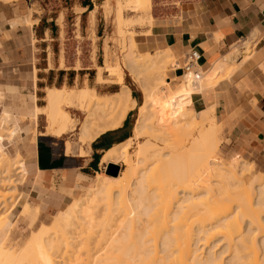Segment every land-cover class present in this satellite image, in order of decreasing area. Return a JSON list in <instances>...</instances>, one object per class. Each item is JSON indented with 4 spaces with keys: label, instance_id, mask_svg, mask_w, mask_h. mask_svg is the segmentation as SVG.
I'll return each mask as SVG.
<instances>
[{
    "label": "bare ground",
    "instance_id": "obj_1",
    "mask_svg": "<svg viewBox=\"0 0 264 264\" xmlns=\"http://www.w3.org/2000/svg\"><path fill=\"white\" fill-rule=\"evenodd\" d=\"M146 2L150 0H132L130 4L138 11ZM118 11H122L121 4ZM152 23L150 16L146 25ZM119 33L124 36L126 32L121 29ZM126 40L130 50L125 65L137 76H153L143 84L150 103L146 109L152 108V112L148 108L151 125L139 119L133 132L134 140L145 139L134 153L136 159L128 154L126 145L107 150L102 162L117 166V173L100 176L87 199L70 205L54 219L53 238L45 239L43 234L31 237L19 254L4 247V230L15 205L3 211L0 264H28L37 258L53 264L48 252L55 248L60 252L69 241H75L76 247H86L85 257L75 253L77 264H264V174L257 173L247 183L241 176L251 173L254 165L247 168L243 162L244 170L238 163L213 167L210 157L221 143L213 117L215 108L196 111L192 103L193 93L218 88L247 61L248 55L240 62L238 59L249 53L252 37L232 47L202 76L198 67L190 66L177 80L168 73L176 66L170 50L140 55L134 40L127 36ZM46 94L43 107L37 105L35 94L30 98L34 103L27 115L30 130L38 125L40 116L46 118L47 133L58 138L78 130L82 155L86 154L83 147H89L105 132L120 128L134 109L133 96L124 88L112 95L99 94L90 87L54 88ZM65 107L85 112V121L73 119ZM5 114L3 120L8 123L9 115ZM67 150L71 151L70 142ZM15 164H9L5 153H0L1 175L11 184L27 174L23 161ZM136 175L139 178L132 188L129 182ZM11 187L10 191L16 190ZM139 208L141 212L135 213ZM30 210L26 206L22 215L36 220L37 211ZM71 235L73 238H69Z\"/></svg>",
    "mask_w": 264,
    "mask_h": 264
},
{
    "label": "crops",
    "instance_id": "obj_2",
    "mask_svg": "<svg viewBox=\"0 0 264 264\" xmlns=\"http://www.w3.org/2000/svg\"><path fill=\"white\" fill-rule=\"evenodd\" d=\"M35 1L46 5L43 12L33 13L29 23V11ZM53 1L60 7L50 8ZM105 2L0 0V89L33 90L39 106L42 99L38 92H45V101L48 89H97L91 83L97 80L98 67L106 66L112 52L107 51L111 47L104 38L106 32H111L109 21L113 15L107 20ZM110 3L115 4V0ZM149 6L146 17L151 16L153 23L136 27L138 51L156 54L170 50L176 58V68L168 73L176 80L185 73L188 50L195 48L200 52L198 69L204 74L232 47L252 37L247 61L218 88L206 94L193 93L192 103L196 111L215 108L222 138L216 151L219 158L228 161L242 157L264 172V0H150ZM50 20L54 23L49 24ZM241 60L242 57L238 59ZM138 102L137 112L141 105ZM133 111L120 128L105 132L89 147H83L85 155L81 154V145L71 142L69 152L66 136L58 138L47 133L40 116L36 130L26 142L23 158L27 174L19 185L21 201L17 198L15 207L19 202L21 212L30 206L45 217L64 211L73 201L70 203L69 194L62 189L76 175L99 174L105 166L103 154L131 136ZM61 141L64 146L58 149L55 145Z\"/></svg>",
    "mask_w": 264,
    "mask_h": 264
},
{
    "label": "rangeland",
    "instance_id": "obj_3",
    "mask_svg": "<svg viewBox=\"0 0 264 264\" xmlns=\"http://www.w3.org/2000/svg\"><path fill=\"white\" fill-rule=\"evenodd\" d=\"M3 1H6V0H3ZM131 1L132 0H115V4L112 5L110 3V0H106V2L104 4L105 15L107 17V20H109L110 17L113 15L112 20L109 21L110 25H111V32H110V34H107V32H106V36L104 38L106 44L109 43L110 44L109 46L111 47V48L107 47V51L108 52L112 51V52H111V56H108V62L106 64V66L105 67H98L97 80L95 82L91 83V85L97 86V89H96L97 93L102 94V95H112V94L118 92L121 88H124L126 91L131 92V94L133 96L131 105L133 106L132 109L134 108L133 109L134 111L132 112L134 114V116L132 117V122L134 123L133 129H132V134L129 138H127L125 141H123L124 143L119 144L121 146L115 145L116 147L115 146L114 147L116 149H118V148H124L126 145L125 148L126 149L128 148L127 149L128 154L130 156L134 157V155H135L134 153H135L136 149L145 141L144 138L138 139V140H134V138H132L134 136L133 132H134V129L136 127V123L139 119H140L139 121L140 122L143 121L144 124H147L151 121V115L150 114L152 112V108H149L150 103H148L146 101V99L148 100L149 97L148 96L146 97L144 95L143 84H144V81H146V80L151 81L153 79V76L151 74L149 75V74H144V73H142L140 76H137V73L135 74L134 72H132L127 67V65H125V60H124L125 55H127L128 51L130 50L129 49L130 48L129 47V41L126 40V36L128 38L131 37L134 40L138 54L147 55V54L139 53L138 46H137V43L135 40V34H136V27L137 26H146V22H147V17H146L147 13L146 12H147V9L150 7L149 6L150 2L149 3L146 2L144 5V8L136 11V9H134L133 5L130 4ZM119 4H121V6H122L121 13L118 11ZM45 5L46 4L44 2L39 3V2L35 1L34 5L31 6V9L29 11V18L27 19V21L29 23H32L31 17H32L33 13H40L41 11L43 12L42 7L43 6L45 7ZM64 5L66 6V4H64ZM56 7H60V3H57V5H56V3L53 1L52 4L50 5V8L55 9ZM95 12L96 11H94L93 16L95 15ZM51 15L55 16V12L51 11ZM120 19L122 22L121 26H119L120 25ZM69 21L71 22V17H69ZM58 22H60V20ZM53 23H54V21L50 20L49 24H53ZM120 28L126 32V33H124V36L120 35V33H119L121 30ZM99 29L102 30L101 27H99ZM92 38L94 39V41L97 40V37L95 35H92ZM241 42L239 44H241ZM254 47H255V43H254ZM253 51H254V48H253ZM93 53H95V52H93ZM148 55H155V54H148ZM246 55L247 54H242L241 57H244ZM170 68H171V65L169 66V69ZM105 71H107V72L104 74ZM234 73H235V71H233L231 73V76ZM199 76H202V73ZM230 77H228V79ZM140 78L142 80H140ZM143 79H145V80H143ZM141 82H143V83H141ZM83 83L84 82H81V85ZM123 86H125V87H123ZM209 91H210V89H206V90H203L202 93L206 94ZM38 93H39L40 99H42L41 102H39V104L41 106H45L46 102L43 100V96H45V92L44 93L38 92ZM162 93L164 95L168 94V93H165L164 91ZM134 94H136V96H134ZM33 95H34L33 90L23 92V91L17 89V91L11 92V91H8L7 88L0 89V112H1V114H0L1 115L0 116L1 117L0 141L2 142V143L0 142V145H1L0 153L1 152L5 153L6 157L8 158L9 164H15L16 163L15 165H17V164L21 163L22 161L24 163L23 156H25L26 142L28 141V139L30 138L31 134L33 133V131L35 129L34 128L32 131L30 130V125H29L30 120L27 119L28 112L32 109V106L34 104L33 101L30 100L31 96H33ZM38 101H39V98H38ZM38 101H37V105H38ZM137 102H138V104H141L138 106V112H137V110H135L136 106H137ZM151 102H152V99H151ZM147 105H149L148 108L151 112L148 111V108L146 109ZM139 107L141 108V110ZM142 108H143V110H142ZM65 109H66L67 113H69V115L73 119H79L80 121H85V119H86V113L85 112L74 109V108H70V107H67V108L65 107ZM141 111H142V115L140 114ZM5 113H8V115H9L10 122H8V123H5V121L3 120L4 117L6 116ZM213 117L215 119V124L218 125V123L216 122V117L215 116H213ZM41 121L44 125H46V118L45 117H41ZM143 122H141V123H143ZM151 122L149 123L148 126L151 125ZM209 125H210V123L208 124V128H209ZM3 128H5V129L7 128V130H3ZM217 128L219 129V127H217ZM26 130L31 131V132L28 134H25L24 132H26ZM13 131H15V132L12 133V135H8V134H11V132H13ZM217 131H218L219 139L222 141V138L220 136V132H219V130H217ZM78 133H79L78 130L74 131L73 133H70L68 136H66L67 141L71 142L75 146H76V144H79V146H80V143L78 142V136H79ZM35 134H37V133H35ZM131 138H132V140H131ZM126 142H127V144H125ZM129 144H131L130 145L131 147L127 146ZM63 146H64V143L62 141L58 142L57 146L55 145V147H57L58 149H61ZM117 146H118V148H117ZM122 146H124V147H122ZM159 146L163 147V144L160 143ZM88 149L89 148L87 147V150ZM135 159L136 158L134 157V160ZM210 159H211L209 161L210 163L212 161L215 162V163L213 162L214 165H213V163H211L213 167H215L216 164L221 165V166H222V164H223V166L224 165L230 166L234 163H238V165H240L241 169L243 168V170H244V169L248 168V165H253V164L248 163L242 157L226 161L224 159L219 158L218 155H216V152H214L212 154ZM243 162L247 168L245 166L242 167L241 163H243ZM119 164L121 167L123 166L122 163H119ZM216 167H219V166H216ZM23 168H24V165H23ZM109 169H111V168H109L108 166H103L102 170H100L98 172L99 174L93 173V174L86 176V177H82L81 175H76L72 181L70 180L68 187L65 189H62V191L69 194L70 203L72 201H73L72 204H75L76 202L81 203L82 201H84V199L88 198L90 191L96 187V185L98 183V178L102 175H108L107 170L109 171ZM124 169H126V168L124 167ZM2 170L3 169H0V204H2L3 206L5 204L6 207H5V209H2L3 206L1 207V205H0V219L2 218V215H3L2 212L3 211H7V209L9 210L12 208L13 205H16V199L17 198H18V201L20 200L21 188L19 185L25 179L24 175H21V176H23L21 178V180H18L17 183L11 184V183H9V181H4L7 179L2 177V175H1ZM117 171H118V169H117ZM259 172H261V171L253 168L251 173H249L248 175L247 174L243 175V176H241V178L245 182L249 183V182H252V180L256 177L257 173H259ZM261 173L264 174V172H261ZM138 178H139L138 175L134 176L132 178V180L129 182V186L132 187L136 183L135 181ZM63 180L66 181V175H63ZM130 183H131V185H130ZM11 186H15L16 190L10 191L12 188ZM132 188H128V191ZM14 202H15V204H14ZM138 204H139L138 202L134 203L133 206L136 208L138 206ZM68 207L66 209H68ZM14 208H13L14 210L12 211V213L10 212L8 215L10 224L6 225V227H5L6 229L4 230V236H5L4 247H6L7 249H11L12 252L15 254H19L20 252L23 251V249H25L27 247V244L36 235L43 234L44 235L43 237L45 239L46 238L47 239L53 238V236H54V230H53L54 223H55V220L57 219V216L59 217L61 212L57 213L55 216L53 215V216H46L45 217V216L41 215V213L38 211V209L31 207V209H32V210H30L31 212L34 213L35 211H37V216H36L37 219L34 220L31 216H28L26 219V217L24 215H22L23 214L21 212L22 208H21V205L19 202H18L16 207L14 206ZM140 209L141 208L136 210L135 213L141 212L142 209L141 210ZM23 210H25V208ZM144 218H145V216H144ZM98 219H100V218H98ZM71 237L73 238V235L69 236V238H71ZM258 239L261 240L260 237H258ZM73 242H75V241H69V244L67 245L68 247L67 246L65 247V245H64V247L62 246L63 250H61V248L59 247L61 250V251L59 250L60 252H58V250H57L58 248L57 249L55 248L56 251H55V249H53V250H51V252H48L49 255L52 256L51 259H53L52 261H54L55 264H77L75 262V258H76L75 253L76 254L78 253L77 256L78 255L80 256V254H81V256L85 257L84 253H86L87 250H83V249L84 248L86 249V247L82 246L83 249L81 248V245H79V247L78 246L76 247L75 243L73 245ZM73 250H75V252ZM215 251L217 252V250H215ZM33 260L28 261V264H32V262H34L33 264H38V263L41 264L42 263V261L39 260L38 258H37V260L35 259L36 261L35 260L33 261ZM25 264H27V262H25ZM42 264H44V263H42Z\"/></svg>",
    "mask_w": 264,
    "mask_h": 264
},
{
    "label": "built area",
    "instance_id": "obj_4",
    "mask_svg": "<svg viewBox=\"0 0 264 264\" xmlns=\"http://www.w3.org/2000/svg\"><path fill=\"white\" fill-rule=\"evenodd\" d=\"M200 52L195 49V48H192L190 50H188L186 53H185V57H184V68L185 70L187 68H189L190 66L191 67H198V60L200 59Z\"/></svg>",
    "mask_w": 264,
    "mask_h": 264
},
{
    "label": "water",
    "instance_id": "obj_5",
    "mask_svg": "<svg viewBox=\"0 0 264 264\" xmlns=\"http://www.w3.org/2000/svg\"><path fill=\"white\" fill-rule=\"evenodd\" d=\"M108 167L114 169L113 171L111 169H109V171L107 170V172L109 174H116L117 173V166L116 167H113V166L110 167V166H108Z\"/></svg>",
    "mask_w": 264,
    "mask_h": 264
},
{
    "label": "trees",
    "instance_id": "obj_6",
    "mask_svg": "<svg viewBox=\"0 0 264 264\" xmlns=\"http://www.w3.org/2000/svg\"><path fill=\"white\" fill-rule=\"evenodd\" d=\"M134 96H136V94H134Z\"/></svg>",
    "mask_w": 264,
    "mask_h": 264
}]
</instances>
